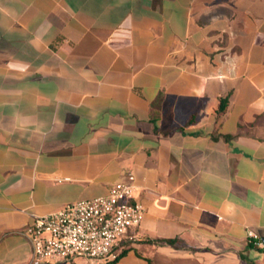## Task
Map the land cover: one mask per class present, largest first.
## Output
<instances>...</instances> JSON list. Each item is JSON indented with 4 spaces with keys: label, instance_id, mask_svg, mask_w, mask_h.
I'll list each match as a JSON object with an SVG mask.
<instances>
[{
    "label": "crops",
    "instance_id": "0c3cea01",
    "mask_svg": "<svg viewBox=\"0 0 264 264\" xmlns=\"http://www.w3.org/2000/svg\"><path fill=\"white\" fill-rule=\"evenodd\" d=\"M128 173L109 264H264V0H0V264Z\"/></svg>",
    "mask_w": 264,
    "mask_h": 264
},
{
    "label": "built area",
    "instance_id": "2783aa9c",
    "mask_svg": "<svg viewBox=\"0 0 264 264\" xmlns=\"http://www.w3.org/2000/svg\"><path fill=\"white\" fill-rule=\"evenodd\" d=\"M134 175L116 182L106 194L80 199L44 215L26 227L29 264H109L117 245L140 225L145 207L136 199ZM252 234V233H250Z\"/></svg>",
    "mask_w": 264,
    "mask_h": 264
},
{
    "label": "trees",
    "instance_id": "16d2710c",
    "mask_svg": "<svg viewBox=\"0 0 264 264\" xmlns=\"http://www.w3.org/2000/svg\"><path fill=\"white\" fill-rule=\"evenodd\" d=\"M226 103H227L226 97L225 98H221L220 105H219V108H218V114L224 112L225 107H226ZM171 241H172L171 239L167 240V242H171ZM126 251H127V248H122V250L119 253H117V256H116V258L114 260H116L117 258L121 257L123 254H125Z\"/></svg>",
    "mask_w": 264,
    "mask_h": 264
},
{
    "label": "water",
    "instance_id": "95a60500",
    "mask_svg": "<svg viewBox=\"0 0 264 264\" xmlns=\"http://www.w3.org/2000/svg\"><path fill=\"white\" fill-rule=\"evenodd\" d=\"M261 240H262V244L264 245V236L261 238Z\"/></svg>",
    "mask_w": 264,
    "mask_h": 264
},
{
    "label": "rangeland",
    "instance_id": "374dc122",
    "mask_svg": "<svg viewBox=\"0 0 264 264\" xmlns=\"http://www.w3.org/2000/svg\"><path fill=\"white\" fill-rule=\"evenodd\" d=\"M79 260H81V259H79ZM87 264V263H86Z\"/></svg>",
    "mask_w": 264,
    "mask_h": 264
}]
</instances>
